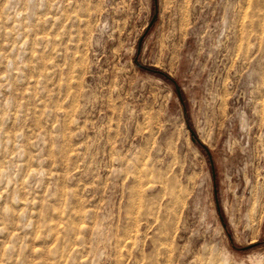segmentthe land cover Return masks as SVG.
<instances>
[{
	"label": "rangeland",
	"instance_id": "1",
	"mask_svg": "<svg viewBox=\"0 0 264 264\" xmlns=\"http://www.w3.org/2000/svg\"><path fill=\"white\" fill-rule=\"evenodd\" d=\"M0 264H264V0H0Z\"/></svg>",
	"mask_w": 264,
	"mask_h": 264
}]
</instances>
